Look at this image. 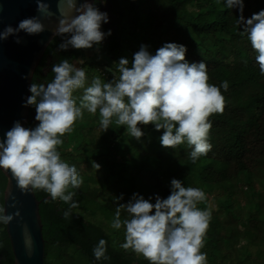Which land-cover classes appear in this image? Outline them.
Instances as JSON below:
<instances>
[{"label":"trees","instance_id":"1","mask_svg":"<svg viewBox=\"0 0 264 264\" xmlns=\"http://www.w3.org/2000/svg\"><path fill=\"white\" fill-rule=\"evenodd\" d=\"M177 1L182 4L176 5ZM95 6L108 15L101 31L111 34L92 48L66 50L58 45L67 36L55 35L31 84L50 82L55 75L52 66L64 59L84 69L86 86L94 77L106 83L119 78L121 57L131 66L141 45L154 55L163 44L174 42L186 47L189 63L207 65L208 83L219 87L228 81L227 91L221 88L226 104L222 114L209 117L212 148L195 163L186 143L175 149L161 146L163 129L140 125L144 136L137 140L113 119L102 132L99 111L93 115L85 110L58 146L61 159L74 165L83 178L78 189H69L75 192L78 207L70 209L69 204L34 190L45 241L44 264H149L142 255L121 248L124 229L110 225L117 206L127 203L133 193L145 199L151 196L154 203L156 194L161 198L170 194L173 178L206 193V200L197 206L212 213L201 249L208 264H264V76L250 41L240 35L239 9H228L225 0H95ZM262 9L264 0H243L245 19ZM98 53L102 56L96 57ZM82 94L83 89L73 94L77 104ZM35 115V106L30 105L26 128L39 123ZM94 162L100 165L98 170ZM5 185L0 170V208ZM68 210L71 216L65 218ZM127 215L122 209L121 219ZM100 239L107 242L106 260L93 255ZM254 246L262 249L253 250ZM13 260L6 225L0 222V264Z\"/></svg>","mask_w":264,"mask_h":264},{"label":"clouds","instance_id":"2","mask_svg":"<svg viewBox=\"0 0 264 264\" xmlns=\"http://www.w3.org/2000/svg\"><path fill=\"white\" fill-rule=\"evenodd\" d=\"M67 4L75 15L61 14L54 35L67 36L58 45L66 50L92 48L99 45L106 35L101 31L102 23L108 22L106 12L95 6V0H58ZM103 2V0H101ZM219 2V0H217ZM38 12L50 11L48 3L36 0ZM228 9L237 8L241 15L237 19L240 35H246L251 48L257 53L255 61L264 76V9L245 19L242 15L243 0H225ZM30 35L44 31V24L38 17L25 18L13 28L8 25L0 30V40L7 39L20 31ZM16 42L19 43L17 36ZM186 47L167 42L155 54L141 45L129 60L118 61V79L102 82L94 77L86 86L87 75L83 68L75 67L67 59L52 66L54 78L47 84L32 83L31 95L25 106H35L34 128H26L19 121L0 140V169L9 171L21 192L42 190L52 200H61L69 208L78 207L73 200L83 178L74 165L61 159L58 146L62 137L73 131L78 119L86 110L95 115L99 111L100 127L107 131L113 119L117 126L126 127L130 137L139 140L144 136L140 125L151 124L155 130L163 129L160 136L162 147L175 149L187 144L193 163L211 150L208 140L212 123L209 117L222 114L225 97L221 88L227 91L228 81L218 87L208 83L207 65L201 62L189 63L185 58ZM83 89L78 98L73 95ZM95 170L100 168L93 163ZM170 194L161 198L158 194L145 199L133 193L131 199L116 208L111 228L124 229L125 251L131 249L142 255L149 264H208L205 237L212 218L211 210L197 205L206 200V193L197 187H186L176 178L170 181ZM116 199H122L118 197ZM127 217L121 219V210ZM4 209L0 208V213ZM71 216L70 210L63 213ZM11 215H0V222L8 223ZM107 242L100 239L93 248L97 260L108 259Z\"/></svg>","mask_w":264,"mask_h":264},{"label":"water","instance_id":"3","mask_svg":"<svg viewBox=\"0 0 264 264\" xmlns=\"http://www.w3.org/2000/svg\"><path fill=\"white\" fill-rule=\"evenodd\" d=\"M50 11L38 12L36 0H0V30L31 17H38L44 31L28 34L20 31L0 40V140L19 121L23 127L29 118L25 101L30 95L29 87L33 72L43 53L55 36L61 14L75 15L66 3L44 0ZM83 0H77V6ZM92 2V0H90ZM19 37L20 42L16 39ZM6 178L3 191V215L12 219L5 223L13 253V264H44L45 241L42 222L34 191L21 192L9 171L0 169Z\"/></svg>","mask_w":264,"mask_h":264},{"label":"rangeland","instance_id":"4","mask_svg":"<svg viewBox=\"0 0 264 264\" xmlns=\"http://www.w3.org/2000/svg\"><path fill=\"white\" fill-rule=\"evenodd\" d=\"M129 1H131V2H135V0H129ZM139 1H141V0H139ZM180 4H182V1H177V2H176V5H180ZM138 30H139V28H138ZM100 56H102L101 53H98V55H97L96 57H100ZM91 140H92V139L88 140L89 144L91 143ZM258 248L262 249L261 247H258V246H254L252 249H253V250H256V249H258Z\"/></svg>","mask_w":264,"mask_h":264}]
</instances>
